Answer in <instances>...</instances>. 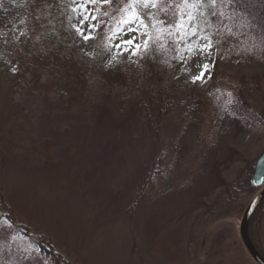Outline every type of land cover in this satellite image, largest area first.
I'll list each match as a JSON object with an SVG mask.
<instances>
[{"label":"trees","instance_id":"1","mask_svg":"<svg viewBox=\"0 0 264 264\" xmlns=\"http://www.w3.org/2000/svg\"><path fill=\"white\" fill-rule=\"evenodd\" d=\"M74 2L0 0V51L8 50L15 58V71L0 68V94L12 99L15 113L23 112L22 119L14 116L17 121L33 126L25 132L23 125L15 135L35 136L31 149L38 158L44 157L39 171L49 173L64 166L65 181H79L110 216L124 212L123 217L137 219L145 204L156 200L155 214L147 220L157 214L155 222L160 223L154 236L159 238L151 249L169 264H186L187 219L199 212L211 214L221 196L217 197L219 190L221 198L233 197L235 191L236 195L257 191L251 185L253 167L234 188L226 184L223 174L242 160L235 139L246 131L259 138L264 131L263 116L246 104L243 95L249 84L259 87V81L254 75L243 76L238 90L227 83L225 92L214 70L221 60L234 57H246L264 67V0L231 4L217 0L215 5L211 0H155V7L137 3L125 10L111 8L113 0H86L95 9L96 19L108 14L106 20L96 22L88 41L73 26ZM39 6L47 7L44 15L35 12ZM21 24L27 25L26 32L16 30ZM140 26L147 30L148 47L137 62L117 50L121 38ZM202 37L214 47L210 76L205 82L187 85L188 120L164 134V122L175 101L164 79ZM20 98L47 116L37 124L39 128L30 123ZM90 98L88 114L77 113ZM17 99L20 103L15 105ZM169 152L173 158L163 174ZM56 155L60 162L54 160ZM164 185L168 189L159 193ZM126 199L131 204L122 210ZM261 211L264 200L250 218L248 235L264 259L256 226ZM3 216L8 224L0 227V247L12 237H23L34 243L36 251L28 255L3 251L0 264H13L16 257L25 264H68L43 235L29 234L11 213ZM150 235L148 231L145 236Z\"/></svg>","mask_w":264,"mask_h":264},{"label":"rangeland","instance_id":"2","mask_svg":"<svg viewBox=\"0 0 264 264\" xmlns=\"http://www.w3.org/2000/svg\"><path fill=\"white\" fill-rule=\"evenodd\" d=\"M128 5L129 0H113L110 6L125 10ZM74 9L72 22L74 28L76 31L77 28L82 29L88 36L93 34L96 22L106 20L108 15L107 12L102 13L100 18L96 19L95 9L86 0H75ZM35 10L37 15H44L43 10H47V7L39 6ZM182 15V25H184L185 12H182ZM138 29L137 32H131L121 38L117 50V53L123 51L128 58L137 62L143 47L137 51L125 41L134 39L135 44L143 46L147 42V30L143 26ZM16 30L26 32L27 25L21 24ZM207 45L211 47H206ZM213 56L212 43L202 37L188 47L182 54L179 64L172 72L167 73L164 80L166 86H170L174 91L175 101L164 122V134H169L175 126L188 120L186 87L193 82V77L204 71V65L208 66V70L204 74V79L197 82L208 80ZM0 68H5L8 72L15 69V58L8 50L0 51ZM214 74L225 92L227 83L238 90L240 83H244L243 76L248 78L254 75L259 81V87L249 84L243 94L244 100L252 110L264 118L262 65L246 57H234L228 61L221 60ZM92 94H96V91L94 90ZM20 99L29 113L30 123L38 127L47 116L40 114L41 108H36L32 103L30 106L29 102ZM91 101L93 98L76 112L87 115ZM18 103L20 102L17 99L15 105ZM11 104L12 99L0 94V227L8 224L3 215L13 214L29 234L43 235L54 247V251L62 256L63 262L68 264H169L166 258L151 249V244L159 238L154 236L159 233L156 229L159 228L160 223L155 222L158 218L157 214L153 220H147L155 214L153 211L158 204L156 200L148 205L145 204L143 214L137 219L130 220L129 217H123L124 212L110 216L96 196H92V193L81 187L79 181H65L64 166L59 165L55 171L49 173L40 172L38 168L44 157L38 158L37 151L31 149V139L36 140L35 136L26 135L24 132L19 136L20 138L15 135L20 134L18 131L20 128L23 130V125L25 132H30L33 126L17 121L14 116L20 115L19 118L22 119L23 112L15 113V107ZM45 125L48 127V124ZM45 132L49 134L50 131L45 130ZM57 141L59 139L54 143ZM234 147L242 156V160L231 165L223 174L226 184L232 188L237 187V183L246 177L249 168L254 166L256 158L264 151V131L259 138H254L248 131L244 132L235 139ZM34 148L37 149L38 145L34 144ZM59 156H54V160L60 162ZM172 158L173 154L169 152L163 166V174L168 170ZM166 189L168 187L164 185L163 188L158 189V192ZM258 191L237 195L235 191L233 197L226 195L221 198L222 192L219 190L217 197L221 196L213 205L211 214L203 215V212H199L196 216H190L186 221L187 231L184 234L185 263L255 264L241 244L239 225L247 204ZM212 201L209 200L208 203L212 204ZM130 204L129 199L123 201L122 210ZM261 213V219L256 226L264 248V212ZM148 231L152 237L145 236ZM2 245L0 256L3 251L19 250L24 255L36 251L34 243L29 238L12 237L8 245ZM13 264H25V262L16 257L13 258Z\"/></svg>","mask_w":264,"mask_h":264},{"label":"water","instance_id":"3","mask_svg":"<svg viewBox=\"0 0 264 264\" xmlns=\"http://www.w3.org/2000/svg\"><path fill=\"white\" fill-rule=\"evenodd\" d=\"M251 185L259 190L257 194L247 204L239 225V237L243 248L255 264H264V259L256 251L248 235V225L250 218L264 200V151L256 158L251 176Z\"/></svg>","mask_w":264,"mask_h":264},{"label":"snow or ice","instance_id":"4","mask_svg":"<svg viewBox=\"0 0 264 264\" xmlns=\"http://www.w3.org/2000/svg\"><path fill=\"white\" fill-rule=\"evenodd\" d=\"M89 2H95V0H89ZM104 3H110L111 0H103ZM226 3L228 4H231L233 2V0H225ZM137 3H143L144 7H148V6H152V7H155L156 4H155V0H129V6H134L135 4ZM211 3L213 5H215L217 3V0H211ZM79 7H85V5H79ZM215 15V13H213ZM221 15H223V13H221ZM88 17H85V19H87ZM93 19H95V17H92ZM132 18L135 19L137 18V14L136 13H132ZM182 27V25H181ZM77 32L86 40H90L92 39V37L88 36V35H85L83 30L80 29V28H77ZM125 43L129 46H133L135 47V49L137 51H139V49L141 47L147 49L148 47V44L147 42H145V44L143 46L139 45V44H135L134 43V39H129L127 41H125ZM206 47H211V45H207ZM203 69L204 71H202L198 76H195L193 77V83H195L197 80H203L204 79V74L205 72L208 70V66L207 65H204L203 66ZM13 71H15V69H13Z\"/></svg>","mask_w":264,"mask_h":264}]
</instances>
